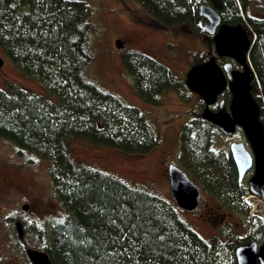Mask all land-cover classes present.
Wrapping results in <instances>:
<instances>
[{"label":"trees","instance_id":"16d2710c","mask_svg":"<svg viewBox=\"0 0 264 264\" xmlns=\"http://www.w3.org/2000/svg\"><path fill=\"white\" fill-rule=\"evenodd\" d=\"M134 1L164 27L189 24L199 35L206 22L199 8L210 4V0ZM221 2V22L249 31V62L257 77L252 94L264 125V17L250 13L251 0ZM91 12L84 0H0V51L59 99L54 103L13 84L6 91L0 89V139L10 142L28 164L49 162L54 195L66 214L48 229L25 228L22 223L25 235L31 229L41 241L39 250L53 264H237L239 246L264 239V218L250 217L245 201L250 193L239 181L230 152L214 149L215 129L202 119L205 105L200 97V110L191 112L179 134L178 164L223 209L249 218L243 237L231 234L227 241L225 230L205 240L180 217L174 201L70 157L73 139L133 155L148 154L161 142L139 109L88 80L86 72L93 63ZM210 57L206 49L191 53V68ZM121 58L144 103L159 106L170 92L189 103L195 95L185 79L150 56L127 48Z\"/></svg>","mask_w":264,"mask_h":264},{"label":"rangeland","instance_id":"374dc122","mask_svg":"<svg viewBox=\"0 0 264 264\" xmlns=\"http://www.w3.org/2000/svg\"><path fill=\"white\" fill-rule=\"evenodd\" d=\"M84 1L92 9L89 51L93 63L86 72L88 80L117 95L127 105L139 109L154 127L161 142L148 154L133 155L73 139L69 141L70 157L78 164L113 175L130 186L148 190L173 202L168 168L170 165L179 167V134L182 126L192 118L191 112L200 110L199 96L195 94L189 103H184L176 93L170 92L161 97L159 106L144 103L135 94L132 82L123 70V51L131 48L144 53L182 79L186 78L192 66L190 54L202 49L214 56L220 66L231 62L235 69L241 70V67L230 59L218 57L211 41L212 36L205 31L202 30L199 35L196 27L189 24L174 29L166 28L134 0ZM249 10L254 16L264 17V0H251ZM0 56L4 61L0 68V89L6 91L9 84H13L58 103V97L49 94L42 83L21 73L1 51ZM219 100H224L228 106L230 95L225 92ZM211 109L216 111L217 105ZM214 134L215 150L229 153L232 143H242L252 154L240 129L230 137L218 130ZM252 174L253 170L247 173L243 181L246 186ZM201 191L198 210L193 213L180 211V217L205 240L222 235L225 230L227 233H224L223 238L227 241L231 239V234L245 236L249 218L230 214L212 196ZM245 201L250 208V217L264 218L263 202L251 195ZM24 204L29 205L27 212L22 210ZM65 216L54 195L49 162L37 160L28 164L17 156L10 142L0 139V264H31L25 249L39 250L41 247V241L31 229L20 242L14 227L16 221L25 222V228L35 225L48 229ZM263 240L257 243L261 245Z\"/></svg>","mask_w":264,"mask_h":264},{"label":"water","instance_id":"95a60500","mask_svg":"<svg viewBox=\"0 0 264 264\" xmlns=\"http://www.w3.org/2000/svg\"><path fill=\"white\" fill-rule=\"evenodd\" d=\"M221 8V0H210L209 5L200 6L199 15L206 21L202 28L212 36L215 54L234 61L241 70L235 69L231 62L220 66L211 56L206 63L188 71L185 85L202 99L205 105L202 119L205 123L228 137L238 129L243 132L252 154L242 143H232L230 154L240 182L253 170L247 188L251 196L264 203V125L260 107L252 94L253 85L257 83L249 62L252 43L248 29L221 22L218 14ZM3 65L0 56V68ZM225 92L230 95L228 106L224 100H219ZM215 105L216 111L211 109ZM168 173L171 199L178 209L188 213L197 211L202 198L201 188L177 166L170 165ZM22 210L27 212L29 205L24 204ZM14 227L19 240L23 241L25 233L22 222L16 221ZM25 254L31 264H53L44 251L26 248ZM235 257L237 264H264V240L261 245L254 241L239 246Z\"/></svg>","mask_w":264,"mask_h":264},{"label":"flooded vegetation","instance_id":"af4514ba","mask_svg":"<svg viewBox=\"0 0 264 264\" xmlns=\"http://www.w3.org/2000/svg\"><path fill=\"white\" fill-rule=\"evenodd\" d=\"M206 23V22H205ZM205 23H203L204 25H205ZM201 26H203V25H201Z\"/></svg>","mask_w":264,"mask_h":264}]
</instances>
